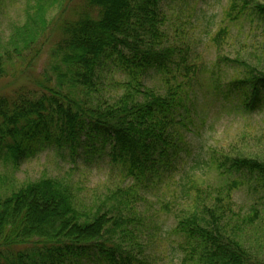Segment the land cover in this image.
I'll use <instances>...</instances> for the list:
<instances>
[{
    "label": "trees",
    "instance_id": "1",
    "mask_svg": "<svg viewBox=\"0 0 264 264\" xmlns=\"http://www.w3.org/2000/svg\"><path fill=\"white\" fill-rule=\"evenodd\" d=\"M185 1L32 0L27 18L0 34V79L33 70L47 54L37 76L13 92L0 87V161L17 168L41 146L54 147L87 161L105 157L134 182L111 193L115 203L103 209H78L73 187L58 177L3 192L0 251L13 256L9 264H148L139 189L158 184L185 162V132L202 72L222 99H236L238 109L264 107V69L249 59L224 86L213 70L189 61L188 20L168 8ZM223 13L228 22L218 38L238 21L264 31V1L229 0ZM108 68L123 75L111 83L120 92L110 96L103 94ZM153 71L164 77L162 86L146 83ZM208 164L224 177L222 185L202 190L190 171L181 183L192 203L175 226L184 238L180 264H264L241 235L260 220L264 229V157L214 153ZM242 183L256 199L241 215L232 198Z\"/></svg>",
    "mask_w": 264,
    "mask_h": 264
},
{
    "label": "rangeland",
    "instance_id": "2",
    "mask_svg": "<svg viewBox=\"0 0 264 264\" xmlns=\"http://www.w3.org/2000/svg\"><path fill=\"white\" fill-rule=\"evenodd\" d=\"M31 2L32 0L3 2L0 8L1 35H7L14 23L27 18L26 9ZM185 2L186 5H181V2L169 3L168 8L172 15L176 11H183L182 19L188 20V24L184 26V37H187L186 42L190 49V62L202 70L203 67L213 70L223 86L227 85L231 75L239 76L236 69H242V61L249 59L251 65L264 69V31L260 26L251 27L246 22L239 21L229 23V31L218 38L216 34L219 28L228 22L223 10L228 7L229 0ZM46 59L47 54L43 52L33 70L10 74L0 79V87L3 86L6 92H13L31 76L41 73L46 66ZM233 60L238 61L235 63ZM103 77L107 85L103 94L110 96L120 92V89L111 83L123 79V75L108 68L103 72ZM207 77L208 74L202 72L200 84L196 87V101L190 113L193 123L189 125L190 130L185 132L190 149L183 157L185 162H181L171 175L158 184L139 189L142 199L137 201L136 207L141 218L140 228L143 229L142 234L140 232L144 246L142 257L148 264L181 262L183 250L180 245H183L184 238L175 230V226L192 203L186 201L185 193L180 191L185 172L190 171L193 182L199 183L197 187L205 190L207 185L214 190V187L222 185L224 181V177L218 175L219 172L207 165L214 153L264 157V107L254 111L238 109L236 99H222V94L213 89ZM163 78L162 74L153 71L146 83L150 87L162 86ZM43 147L38 148L34 156L23 159L17 168L10 162L0 161V194L43 176L58 177L73 187L78 209H96L97 206L103 209L115 203L111 199V193L119 187L125 188L134 183L132 178L123 177L119 168L111 165L105 157L87 161L82 154L72 157L66 150ZM2 178L4 183H1ZM255 199L256 195L249 190V186L242 183L234 190L233 211H238L241 215L247 213ZM236 222V219L230 220L229 231H233L230 228ZM262 227V220L254 222L249 228L243 227L241 235L245 244L251 246L258 259L264 262ZM24 252L28 253L29 249ZM12 262L13 256L8 251H0V264Z\"/></svg>",
    "mask_w": 264,
    "mask_h": 264
}]
</instances>
